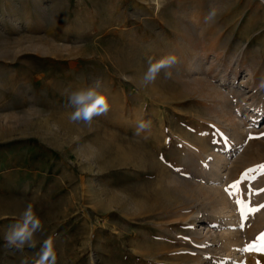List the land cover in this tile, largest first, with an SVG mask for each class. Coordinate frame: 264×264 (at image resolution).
<instances>
[{
    "label": "rangeland",
    "instance_id": "1",
    "mask_svg": "<svg viewBox=\"0 0 264 264\" xmlns=\"http://www.w3.org/2000/svg\"><path fill=\"white\" fill-rule=\"evenodd\" d=\"M263 8L0 0V264H34L48 237L57 264H264L254 251L224 259L230 226L214 213L222 198L237 209L243 249L264 233V208L243 219L229 194L264 164ZM168 55L172 75L144 86L149 58ZM96 81L109 111L72 122L69 94ZM251 188L264 204V175ZM29 204L42 228L21 251L5 235Z\"/></svg>",
    "mask_w": 264,
    "mask_h": 264
},
{
    "label": "clouds",
    "instance_id": "2",
    "mask_svg": "<svg viewBox=\"0 0 264 264\" xmlns=\"http://www.w3.org/2000/svg\"><path fill=\"white\" fill-rule=\"evenodd\" d=\"M176 63L174 55H168L154 60L149 58L147 71L143 74V85L147 86L155 82L162 71L166 78L172 75L169 71ZM100 82L96 81L93 85L84 89L72 91L69 94V103L74 110L70 113V120L75 123L83 122L91 125L94 118L104 115L109 111L110 104L106 94L99 91ZM150 127V121H141L136 128V135ZM42 228V222L35 213L33 206L29 204L21 215L20 220L9 226L5 241L7 246L15 247L17 250H23L28 247H35L34 235ZM38 259L34 264H57V251L54 239L48 237L45 239L37 253Z\"/></svg>",
    "mask_w": 264,
    "mask_h": 264
},
{
    "label": "bare ground",
    "instance_id": "3",
    "mask_svg": "<svg viewBox=\"0 0 264 264\" xmlns=\"http://www.w3.org/2000/svg\"><path fill=\"white\" fill-rule=\"evenodd\" d=\"M259 2L264 6V0H259ZM264 9V8H263ZM252 78V77H251ZM237 136L241 138V134L237 133ZM239 141V140H238ZM221 158L217 161V163L214 164V168L210 170V176L213 179H221L220 175V168H221ZM213 165V164H212ZM210 191H220V189L209 187ZM234 206L229 205L226 201V199L222 198V203L219 205V207L214 211L215 215L218 216L219 220H225L226 224L230 226V229L225 231V234H223L221 246L219 247L221 249V252L225 253V258H231L232 256H236L238 254H241V251L243 249V243L239 241V238L236 236L239 231H237L235 228L239 224H241L240 219H238V211L237 209H233ZM243 258L240 259V257H237L234 259L232 264H236L239 261H242Z\"/></svg>",
    "mask_w": 264,
    "mask_h": 264
},
{
    "label": "snow or ice",
    "instance_id": "4",
    "mask_svg": "<svg viewBox=\"0 0 264 264\" xmlns=\"http://www.w3.org/2000/svg\"><path fill=\"white\" fill-rule=\"evenodd\" d=\"M264 135V134H262ZM252 138V137H249ZM216 143L217 141H213ZM163 158V157H162ZM257 175H264V164L258 165L253 169H248L245 173L241 175L240 180L234 182L230 185V189L232 190L230 195L239 194L240 198L236 200V203L240 209L241 216L243 219H247L249 214H255L260 210V208H264V204L259 206H253L251 201V196L253 195V190L251 188V181H254L257 178ZM248 182V191L245 192L241 187L242 184ZM264 191V190H261ZM259 194V193H255ZM247 197V199H245ZM242 251L245 252H257L264 254V233L256 238L251 244H248Z\"/></svg>",
    "mask_w": 264,
    "mask_h": 264
}]
</instances>
